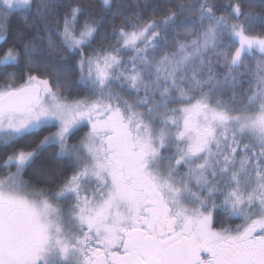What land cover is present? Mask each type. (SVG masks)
Returning <instances> with one entry per match:
<instances>
[{"label":"snow or ice","instance_id":"obj_1","mask_svg":"<svg viewBox=\"0 0 264 264\" xmlns=\"http://www.w3.org/2000/svg\"><path fill=\"white\" fill-rule=\"evenodd\" d=\"M0 264H264V0H0Z\"/></svg>","mask_w":264,"mask_h":264},{"label":"trees","instance_id":"obj_2","mask_svg":"<svg viewBox=\"0 0 264 264\" xmlns=\"http://www.w3.org/2000/svg\"><path fill=\"white\" fill-rule=\"evenodd\" d=\"M19 24H20V21L18 20L17 16L14 15L13 18H12V23H11L12 34L15 33V30H16L17 27H19ZM237 223H238V221H237ZM216 226L217 227L228 226V223L226 221H224L223 218H218L217 221H216Z\"/></svg>","mask_w":264,"mask_h":264},{"label":"flooded vegetation","instance_id":"obj_3","mask_svg":"<svg viewBox=\"0 0 264 264\" xmlns=\"http://www.w3.org/2000/svg\"><path fill=\"white\" fill-rule=\"evenodd\" d=\"M232 226H234V225H232Z\"/></svg>","mask_w":264,"mask_h":264}]
</instances>
